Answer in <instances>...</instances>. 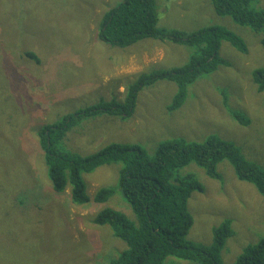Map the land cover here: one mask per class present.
<instances>
[{
	"label": "rangeland",
	"instance_id": "obj_1",
	"mask_svg": "<svg viewBox=\"0 0 264 264\" xmlns=\"http://www.w3.org/2000/svg\"><path fill=\"white\" fill-rule=\"evenodd\" d=\"M120 1L0 0V264H108L124 247L109 226L93 221L104 208L129 212L118 187L123 163L84 173L91 200L74 205L69 189L55 193L50 187L36 135L66 114L122 100L143 74L188 62L194 48L168 40L144 38L122 48L99 39L103 12ZM156 1L160 26L187 32L221 26L240 37L247 51L222 41L219 56L226 64L188 85L180 107H169L176 83L159 79L139 91L132 115L84 116L61 140L62 147L86 157L110 144H136L153 154L165 139L199 141L214 133L264 170V92L252 80L253 71L264 66L263 33L217 15L210 0ZM256 1L264 7V0ZM232 112L243 114L248 124ZM217 170L221 179L209 177L194 162L182 169L203 187L188 199L193 224L187 237L210 244L214 228L231 221L233 234L221 252L224 264H231L246 245L264 237V196L240 180L227 160ZM102 187L114 188V194L97 204L93 197Z\"/></svg>",
	"mask_w": 264,
	"mask_h": 264
},
{
	"label": "trees",
	"instance_id": "obj_2",
	"mask_svg": "<svg viewBox=\"0 0 264 264\" xmlns=\"http://www.w3.org/2000/svg\"><path fill=\"white\" fill-rule=\"evenodd\" d=\"M214 11L220 16H230L236 23L264 35V7L255 0H210ZM0 13L4 11L0 4ZM0 14V17H1ZM6 26H10L7 18ZM160 14L156 0H122L103 12L99 22L98 37L112 46L127 47L144 39L191 46L188 62L181 67H172L143 74L131 83L122 100L93 104L58 121L45 124L36 135L43 152L44 165L50 187L55 193L69 189L74 205H83L91 200L86 191L84 173H90L103 164L123 163L118 187L130 205L128 213L112 208L97 212L94 223L107 225L112 236L124 243L123 249L108 261V264H224L221 252L226 239L233 234L231 221L214 228L210 244L204 245L188 239L187 233L193 224L188 210V199L193 191H202L200 182L188 172L182 171L190 162L203 168L209 177L221 179L217 165L227 160L240 180L252 183L264 196V170L247 160L239 148L216 134H208L199 141L182 137L165 139L157 145L153 154L136 144H110L98 152L82 157L67 151L60 143L66 133L84 116L107 112L124 118L135 112L137 96L144 87L159 79L172 80L177 92L169 107L181 106L187 95V87L204 73L217 70L226 61L219 56L222 41L229 42L239 52L247 46L242 39L227 29L210 25L187 32L164 28L159 25ZM19 33L17 43L22 40ZM12 41L11 33L7 35ZM264 47V36L261 38ZM26 56L35 58L32 53ZM257 91L264 92V66L252 73ZM236 120L248 124L249 120L239 112H232ZM114 188L102 187L93 201L106 203L114 194ZM31 196L30 191L26 193ZM130 212H132L130 215ZM231 264H264V237L246 245Z\"/></svg>",
	"mask_w": 264,
	"mask_h": 264
},
{
	"label": "crops",
	"instance_id": "obj_3",
	"mask_svg": "<svg viewBox=\"0 0 264 264\" xmlns=\"http://www.w3.org/2000/svg\"><path fill=\"white\" fill-rule=\"evenodd\" d=\"M256 1V0H255Z\"/></svg>",
	"mask_w": 264,
	"mask_h": 264
}]
</instances>
